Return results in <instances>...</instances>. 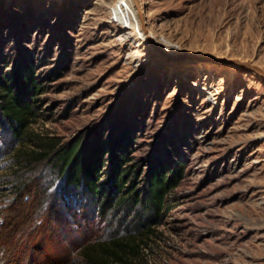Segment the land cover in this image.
Listing matches in <instances>:
<instances>
[{
	"label": "rangeland",
	"instance_id": "rangeland-1",
	"mask_svg": "<svg viewBox=\"0 0 264 264\" xmlns=\"http://www.w3.org/2000/svg\"><path fill=\"white\" fill-rule=\"evenodd\" d=\"M138 1L150 41L132 0H0V83L30 107L22 138L0 120V232L15 230L20 248L10 264H66L52 256V230L66 222L79 236L94 223L103 240L111 219L143 241L134 264H264V80L211 60L264 69V0ZM96 135L100 181L120 145L139 197L150 169L181 165L158 224L119 206L84 218V200L64 196L57 152L37 159ZM23 210L38 226L26 242Z\"/></svg>",
	"mask_w": 264,
	"mask_h": 264
},
{
	"label": "trees",
	"instance_id": "trees-1",
	"mask_svg": "<svg viewBox=\"0 0 264 264\" xmlns=\"http://www.w3.org/2000/svg\"><path fill=\"white\" fill-rule=\"evenodd\" d=\"M22 81L27 84V91H37L40 88L36 86L29 71L23 75ZM0 84L3 92L0 101V120L11 124L15 136L18 135V138H22L25 130L24 125L30 114V107L12 89L9 81H1ZM105 150L104 140L96 135L85 147H80L78 142L70 148L64 147L62 150L54 146L51 151L46 150L37 153L36 156L38 160H47L51 152H57L59 157L58 168L64 173V196L66 199L68 196H75L84 200L85 205L88 207L86 209L83 206L86 211L85 214H82L84 218L88 217L89 212H92L95 217L98 214L107 213V211L113 209V206H119L126 213L133 212L141 225L145 224L146 227H150L158 224L159 216L170 210L165 196L181 178V165L178 163L176 168L169 169V167L158 164V166L150 169L144 181V194L139 197L138 190L136 188L131 189L132 184L125 185L131 170L129 166L124 165L126 151L120 145L116 149H111L112 159L108 166L107 177L105 180L100 181L99 169L102 165V153ZM28 188L29 185H22L21 190H27ZM36 191L35 189L32 190L34 193ZM117 194L118 197L115 199ZM16 217L24 219L16 229L21 231L20 235L23 234L21 240L26 242L28 229H33V232L37 233L38 226H26L27 223L33 222H31L32 214H28L26 210L20 212ZM60 224L63 226H59L54 231L52 230L53 245L51 253L53 257L62 258V263L134 264L143 249L142 245L144 243L141 239H136L135 235L121 234L123 229H120V224L118 226L114 225L112 219L108 220L106 229L109 232L103 240L95 239L96 228L94 223H92L93 228H90L89 231L86 230L83 235L79 236L72 234V230L68 229L66 222ZM11 226L10 224L8 228ZM14 236L15 230L13 229L9 233L0 232V264L12 263L17 258H13V249L19 247L15 243L10 244V238ZM7 238L9 244L6 243ZM75 251L80 257V261L69 262ZM4 252H6V258L3 259L1 256ZM65 258H68V260Z\"/></svg>",
	"mask_w": 264,
	"mask_h": 264
},
{
	"label": "water",
	"instance_id": "water-1",
	"mask_svg": "<svg viewBox=\"0 0 264 264\" xmlns=\"http://www.w3.org/2000/svg\"><path fill=\"white\" fill-rule=\"evenodd\" d=\"M132 2H133L134 6L137 10V14H138V17H139L140 22H141V28L145 32L146 26H145V21H144L143 9L141 8L138 0H132ZM150 43H151V45H153V47H155V49L158 50V52L163 54L162 51H160L152 42H150ZM211 60L215 63L234 65V66L239 67L243 70L254 73L255 75L259 76L260 78H262L264 80V69H262L261 67L255 65L249 61L237 59V58L228 59V60H215V59H211Z\"/></svg>",
	"mask_w": 264,
	"mask_h": 264
},
{
	"label": "bare ground",
	"instance_id": "bare-ground-1",
	"mask_svg": "<svg viewBox=\"0 0 264 264\" xmlns=\"http://www.w3.org/2000/svg\"><path fill=\"white\" fill-rule=\"evenodd\" d=\"M139 4H140V6H141V8H142V5H141V3L139 2ZM143 9V8H142ZM143 13H144V10H143ZM138 15V14H137ZM139 18V17H138ZM144 21H145V13H144ZM139 22H140V19H139ZM140 25H141V22H140ZM142 29V28H141ZM143 31V30H142ZM143 35H144V37L148 40H152L151 39V36L148 34V32H147V28H146V31L144 32L143 31Z\"/></svg>",
	"mask_w": 264,
	"mask_h": 264
}]
</instances>
